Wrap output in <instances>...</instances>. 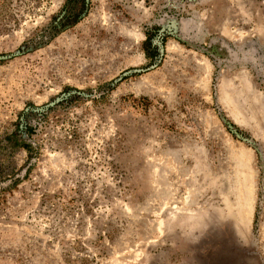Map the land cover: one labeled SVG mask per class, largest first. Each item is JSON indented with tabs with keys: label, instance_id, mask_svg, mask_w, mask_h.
Returning <instances> with one entry per match:
<instances>
[{
	"label": "rangeland",
	"instance_id": "374dc122",
	"mask_svg": "<svg viewBox=\"0 0 264 264\" xmlns=\"http://www.w3.org/2000/svg\"><path fill=\"white\" fill-rule=\"evenodd\" d=\"M0 264H264V0H0Z\"/></svg>",
	"mask_w": 264,
	"mask_h": 264
},
{
	"label": "trees",
	"instance_id": "16d2710c",
	"mask_svg": "<svg viewBox=\"0 0 264 264\" xmlns=\"http://www.w3.org/2000/svg\"><path fill=\"white\" fill-rule=\"evenodd\" d=\"M146 41H150V37H147Z\"/></svg>",
	"mask_w": 264,
	"mask_h": 264
}]
</instances>
